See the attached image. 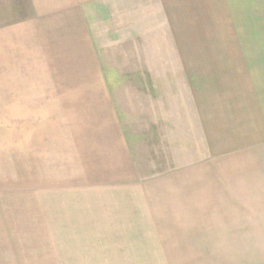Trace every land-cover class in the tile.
Segmentation results:
<instances>
[{
  "label": "rangeland",
  "instance_id": "1",
  "mask_svg": "<svg viewBox=\"0 0 264 264\" xmlns=\"http://www.w3.org/2000/svg\"><path fill=\"white\" fill-rule=\"evenodd\" d=\"M119 1L113 2L117 7L112 9L108 0H0V43L14 42L18 61L16 69H11L15 72L5 70L0 63V92L15 85L28 89L26 95L13 96L17 101L13 105L0 99V264H55L52 252L56 249L71 248V253L79 256L82 235L98 236L92 242L100 246L109 243L106 248L114 242L112 246L119 252H140L183 242L187 253L169 255L167 264H264V175L258 177L252 170L258 161L254 153L238 158L239 144L257 137L255 134L263 126L262 115L250 113L251 106L247 112L242 109L245 122L241 127L245 130L241 129L240 134L246 138L241 136L239 141L243 142H239L238 137H230L226 129L211 123L212 115L207 121L202 120L207 112V105L202 104L209 96L193 97L198 104L196 110L182 90L190 87L186 78L193 75L199 87L207 88L203 91L213 94L216 107H223V82H229L223 79L230 64L226 62H250L249 57L255 54L264 57V0H170V17L161 15V0H147L145 15L144 0ZM55 3L65 5L67 14L81 13L87 24L84 30L82 20V47L77 39L71 47L75 59H79L68 73H63L62 64L50 69L47 58L32 57L35 51L28 47L33 33L27 28V21L37 16L41 7ZM107 4L109 9L105 8ZM15 22L24 28L12 31ZM117 25L121 30H114ZM239 40L253 46L246 48V53L242 49L247 57L228 58L233 51L238 55ZM179 43H184V47H174ZM176 51L182 54V62L175 61ZM164 52L168 60L158 62ZM148 54L153 61L142 63ZM6 55L7 58L11 52ZM26 69L35 71L30 74ZM99 69H103L102 80ZM66 75L77 78L76 92L64 81ZM101 87H107L112 95L122 133L136 135L135 155L132 152L135 160L153 162L144 167L146 173L192 167L193 175L184 172L181 176L182 184L192 176L195 181L184 193L188 200L186 210L192 215L185 216L191 222L188 233L178 225L161 233V240H152L147 239L152 233L147 222L119 224L118 230L116 224L105 223L101 218H95L102 221L97 232L89 224L82 229V203L78 201L82 193L64 189L71 185L82 187V180L88 176L75 166L58 169L55 147L61 148L63 133L68 137L66 152L70 150L72 156L76 154L81 159L71 163H82V140L72 143L82 131V112L86 113L87 108L82 99L88 98L90 89ZM82 89H86V95ZM230 91L225 89V93ZM151 92L161 96L148 94ZM230 97L232 94L227 100ZM160 102L163 106H159ZM162 107H166L167 116L162 114ZM108 110L112 112L111 108ZM142 111L150 119H159L155 128L131 126L141 124L133 117L142 118ZM49 148L51 152H47ZM231 149L234 150L230 152ZM65 194L76 199H62ZM124 206L121 203L120 207ZM136 233L134 239L121 238ZM145 257L151 264H159L162 259L159 255ZM137 258L142 257L115 256L120 259L119 264H140ZM78 262H82V256Z\"/></svg>",
  "mask_w": 264,
  "mask_h": 264
},
{
  "label": "crops",
  "instance_id": "2",
  "mask_svg": "<svg viewBox=\"0 0 264 264\" xmlns=\"http://www.w3.org/2000/svg\"><path fill=\"white\" fill-rule=\"evenodd\" d=\"M108 1L112 9L117 7L113 5V2H120L119 0ZM169 1L170 0H161L160 3L161 10L164 8V12H162L161 15L165 17L171 16V12L168 11ZM143 4L142 9L144 13V8L147 6V0H144ZM63 6L65 5H58L55 3L53 5H45L44 7H41V10L36 11L37 16L33 17L30 21L28 20L26 25L30 32L33 33L30 34V42H28L30 51H35L32 57L47 58V61L45 59L44 60L46 64L49 65L50 69H58V65L62 64L61 67L63 73H68L75 69V62L79 59H75L76 57H74V52L71 50V47L77 44L76 39L82 47V20L84 22V30H86L87 24L85 23L86 20L82 18L81 13H77L75 15L67 14V12L64 11L65 7ZM105 6V8H108V4ZM119 6L121 8V5ZM112 13L113 10L110 11V15L114 17ZM147 15H149L148 10H146V16ZM148 21V23L151 22L149 18ZM23 26L24 25L22 23L18 24L15 22L14 25H12V31L15 32L20 28H24ZM118 27V25L117 27H114V30H121ZM227 42L226 40L223 41L225 46L229 47L230 44ZM244 42L246 43V41ZM244 42L239 40L236 46L239 48L238 55H236V52L233 51L230 52V54L228 53V58H238L240 60L241 58L245 59L247 54L243 55V50L244 53H246V48L253 46H248L247 44H244ZM14 47H16L14 42L13 44L8 45L5 41L3 44L0 43V54L4 53L0 56V63L1 65L4 64V69L8 71L16 69L18 63ZM174 47H184V43H179ZM92 48L93 47H91V49ZM149 50L150 49H148L147 52ZM9 51L11 52V55H8L6 58V54ZM165 56L167 55H165L164 52V54L159 56L157 61L161 63L166 62L168 59ZM181 56L182 54H179V51H176V56L174 57L175 61L178 60L179 62H182ZM249 60L250 62H241V64H236L230 59L226 62L230 64L224 70L226 71V74L223 79L229 80V82L224 81L223 87L232 91L225 93V89L223 90V101H226V103H223L222 108L216 107L214 102L215 97H213V94L207 90L203 91L207 88L199 87L198 81L192 77L193 75L190 79L186 78L187 80H190V87L183 88L182 90L188 95V98L191 99V104L196 108V110L198 109V104L195 102V98L193 97L198 95H204V97L209 96L207 102L202 104V106L207 105L206 116L204 117L202 115V120L207 121V119H209L212 115L213 117L211 123L212 121L217 123V126L220 125V129L222 128L228 131V135L230 137H238V141L241 136L246 138L240 134L241 129L242 131L245 130V127H241L245 122L242 109L247 112L248 107L251 106L250 113H253L254 111L257 115L261 113V124L263 126L260 127L258 133L255 134L257 137L251 138L248 141L244 140V143L239 144L240 148L238 150V158L242 159L248 155V153H254L258 157L256 164L257 168L253 167L252 170H255L256 176L261 177L264 175V171L262 170L264 169V57L255 54L254 56L249 57ZM22 61H25V58H23ZM151 61L153 60H151L148 54V57H144L142 63H149ZM26 70L29 71L30 74L35 71L33 69ZM102 72L103 69L101 71L102 77L100 76V80L103 79ZM76 80L77 78L69 77L67 75L64 77V81L68 83L67 85L72 86V92H76L77 90L75 86ZM192 80L195 81L192 82ZM78 84L82 85V81ZM14 87L15 88L7 87V89H4L6 92H0V99L3 97L1 101L5 100L6 104L13 105L12 102L17 103L16 100H13V96L24 95L28 90L25 89L24 91V89L17 85ZM78 91L80 92V89ZM82 92V94L86 95V89H82ZM203 92L204 94H201ZM29 94L30 89L27 95ZM148 94L161 96L160 94L152 92ZM229 94H232V98L230 97L227 100ZM111 97L112 95L109 93L108 88L106 87L104 89V87H101L90 89L88 98L82 99V105L87 104L86 113L82 112V131L78 133L72 141V143L75 144L78 143L79 138L82 140V163H71V161L81 159L76 157V154L72 156V152L70 150L66 152L65 143H67L66 140H68V137L63 135V133H61V140L59 141V146L61 148L55 147L58 151L56 153V167H58V169L70 170L69 168L71 166H75L78 169H82V173H86L88 176L87 180H85V178L82 180V187H74L71 185L66 186L65 188L67 189H64L66 192L73 191L82 193L79 195L78 200L79 203H82V229L86 228L89 224L90 227H93V231L97 232L99 229L97 225L100 222L102 223V221H98L95 218H101L105 221V223H110L111 225L116 224V229L118 230L119 224H144V222H147L151 225L148 230L149 232H152L151 238L147 239L152 240H161V236H159L161 233H168L170 229L174 227L177 228L178 225H181L179 229L185 232L187 231L188 233L190 229L192 230V228L189 229L191 222L188 220V217L185 216L188 214L191 215V212L186 210L188 207V200L184 193L190 191L191 186L195 184V181H193V176H189L190 180L186 184H182L184 181L181 176L182 174L184 175V172L188 175L192 171L190 170L192 167L186 168L185 170L184 168L179 169L180 167H178L171 169V171H166L165 173L158 172V174L146 173L144 167L153 162L145 159L141 162L135 160L134 155L136 153V149L133 141L136 138V135L130 133L131 135L125 136V134L122 133L119 119L120 115L114 105V102H112ZM149 97L151 96L149 95ZM146 101V98L143 99L144 103ZM92 104H94L95 107L89 108ZM159 106H163V103L160 102ZM109 108L112 109V112L108 110ZM196 110L191 112H196ZM167 113L168 111L166 107H162V114L167 116ZM208 113L209 117H207ZM146 114L147 113L145 111H142V118L134 116L133 120L140 121L141 124H132L131 126L155 128V122L159 119H150L148 114ZM242 115L243 118L241 119ZM192 118L193 116L191 115V119ZM247 118L249 117L247 116ZM163 123V125L167 127V123ZM211 126L210 129L213 131L215 129L214 125L211 124ZM234 131H236L238 135H236L237 133L232 134ZM130 137H133V139H130ZM244 144H249V146H241ZM49 146L51 148V145ZM50 148L47 152H51ZM233 150L234 149H231L230 152ZM50 159L51 158L49 157V160ZM66 160L70 161L69 165H66ZM261 160L263 161V165H261ZM59 161H63L61 165ZM47 165H49V161L47 162ZM210 169L215 170L211 166ZM56 174H60V172L57 171ZM189 175H193V173H190ZM261 182L264 183V180H261ZM69 196L70 195L65 194V198L62 199H76L74 195L71 197ZM184 200L186 201L184 202ZM121 203L125 205L124 208L120 207ZM182 215L184 216L183 218L179 217ZM90 216L94 217V219ZM125 230L128 233L127 229ZM141 230L144 232L147 231L146 228H142ZM113 232H117V230ZM137 236L138 234L122 235L121 238L130 240L136 238ZM96 238H98V236L82 235V253L79 254V256L78 254L73 255L70 250L71 248H67L66 250H53L52 254L54 255L55 264H65L66 262H68V264H119L120 259H115V256H119L120 254L138 255L139 257H142L137 258V262L140 264H151L150 260L145 256L159 255L162 257L159 264H167L169 255L187 253L185 251L187 246H184L185 244L183 242L180 244L173 243L172 246L164 244L162 247H149L140 252H119L118 249H115L112 246L114 242L110 247L106 248L109 243H105L100 246L96 242H92L97 241L98 239ZM106 238L112 239L110 236H107ZM142 238H145V236ZM178 242L180 241H177L176 243ZM115 244L118 245V243ZM81 256L82 262H78V257ZM123 263L124 261L121 262V264Z\"/></svg>",
  "mask_w": 264,
  "mask_h": 264
}]
</instances>
